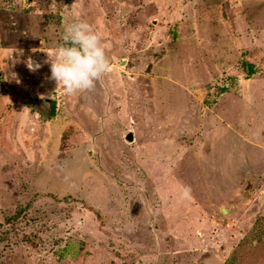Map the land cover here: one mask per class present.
Instances as JSON below:
<instances>
[{
    "label": "rangeland",
    "instance_id": "rangeland-1",
    "mask_svg": "<svg viewBox=\"0 0 264 264\" xmlns=\"http://www.w3.org/2000/svg\"><path fill=\"white\" fill-rule=\"evenodd\" d=\"M79 20L110 69L66 95ZM0 70V264H264V0H0Z\"/></svg>",
    "mask_w": 264,
    "mask_h": 264
},
{
    "label": "clouds",
    "instance_id": "clouds-1",
    "mask_svg": "<svg viewBox=\"0 0 264 264\" xmlns=\"http://www.w3.org/2000/svg\"><path fill=\"white\" fill-rule=\"evenodd\" d=\"M61 39L63 42L55 48L53 59L48 57L50 79L62 85L66 95L92 89L110 69L101 36L88 22L79 20L66 25ZM17 51L22 54L23 50ZM26 65L30 71L41 67L31 57ZM189 191L185 188L183 196H187Z\"/></svg>",
    "mask_w": 264,
    "mask_h": 264
},
{
    "label": "water",
    "instance_id": "water-1",
    "mask_svg": "<svg viewBox=\"0 0 264 264\" xmlns=\"http://www.w3.org/2000/svg\"><path fill=\"white\" fill-rule=\"evenodd\" d=\"M2 75V71L0 70V76ZM45 102H48L49 106L47 107V115L50 117H54L57 113V104H58V100L56 98H50L47 97L45 98ZM128 140H133V134L130 133L127 137ZM224 211H226V209L224 208Z\"/></svg>",
    "mask_w": 264,
    "mask_h": 264
},
{
    "label": "crops",
    "instance_id": "crops-1",
    "mask_svg": "<svg viewBox=\"0 0 264 264\" xmlns=\"http://www.w3.org/2000/svg\"><path fill=\"white\" fill-rule=\"evenodd\" d=\"M40 109H43L42 106L40 107Z\"/></svg>",
    "mask_w": 264,
    "mask_h": 264
},
{
    "label": "flooded vegetation",
    "instance_id": "flooded-vegetation-1",
    "mask_svg": "<svg viewBox=\"0 0 264 264\" xmlns=\"http://www.w3.org/2000/svg\"><path fill=\"white\" fill-rule=\"evenodd\" d=\"M39 104H42V102L41 103H39ZM43 106V105H42Z\"/></svg>",
    "mask_w": 264,
    "mask_h": 264
},
{
    "label": "bare ground",
    "instance_id": "bare-ground-1",
    "mask_svg": "<svg viewBox=\"0 0 264 264\" xmlns=\"http://www.w3.org/2000/svg\"><path fill=\"white\" fill-rule=\"evenodd\" d=\"M227 211V210H226Z\"/></svg>",
    "mask_w": 264,
    "mask_h": 264
}]
</instances>
